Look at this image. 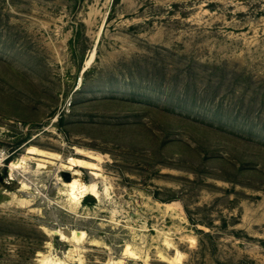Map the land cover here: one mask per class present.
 Masks as SVG:
<instances>
[{"label":"rangeland","instance_id":"374dc122","mask_svg":"<svg viewBox=\"0 0 264 264\" xmlns=\"http://www.w3.org/2000/svg\"><path fill=\"white\" fill-rule=\"evenodd\" d=\"M0 175V264H264V0H0Z\"/></svg>","mask_w":264,"mask_h":264},{"label":"bare ground","instance_id":"6f19581e","mask_svg":"<svg viewBox=\"0 0 264 264\" xmlns=\"http://www.w3.org/2000/svg\"><path fill=\"white\" fill-rule=\"evenodd\" d=\"M22 167V164H17L15 163L13 166H11V170L14 171L15 169H18V168H21ZM77 183V188H78V194L80 196L82 195H86V194H91V195H97L98 194V190H97V186L96 184H93V185H86L85 183H83L81 181V179H76L75 181ZM28 186L26 184H24V189H27ZM67 230V229H66ZM70 233V232H68ZM63 235L65 236V234L63 233ZM72 235V236H71ZM66 240L68 241H76L78 239H80V232H77V233H73V234H70V235H66ZM49 263L51 264H62L61 261L60 262H56L55 260H53L52 258H47L46 259Z\"/></svg>","mask_w":264,"mask_h":264},{"label":"water","instance_id":"95a60500","mask_svg":"<svg viewBox=\"0 0 264 264\" xmlns=\"http://www.w3.org/2000/svg\"><path fill=\"white\" fill-rule=\"evenodd\" d=\"M3 179V177L0 175V180H2Z\"/></svg>","mask_w":264,"mask_h":264}]
</instances>
